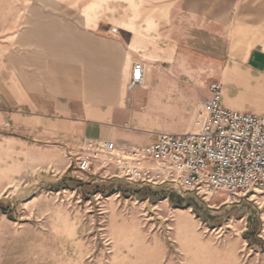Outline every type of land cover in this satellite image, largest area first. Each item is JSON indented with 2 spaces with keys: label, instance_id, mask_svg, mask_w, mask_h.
<instances>
[{
  "label": "rangeland",
  "instance_id": "374dc122",
  "mask_svg": "<svg viewBox=\"0 0 264 264\" xmlns=\"http://www.w3.org/2000/svg\"><path fill=\"white\" fill-rule=\"evenodd\" d=\"M182 3L0 0V57L39 52L42 25H54L55 15L65 30L66 25H85L90 14L107 9L112 14L127 10L138 23L135 15L142 11L156 23L174 20L175 25L193 23L191 10L211 14L218 9L224 49L244 54L264 45V26L256 24L263 18L250 11L264 8V0H213L186 11ZM146 19L151 18L144 16V24ZM174 71L183 93L192 92L198 101L175 98L172 106H159L162 111L137 114L140 133L153 141L159 133L197 129L206 117L210 84L231 88L227 70L209 58L202 63L183 57ZM0 264H264V193L195 195L170 186L95 178L74 168L61 148L0 141Z\"/></svg>",
  "mask_w": 264,
  "mask_h": 264
},
{
  "label": "crops",
  "instance_id": "0c3cea01",
  "mask_svg": "<svg viewBox=\"0 0 264 264\" xmlns=\"http://www.w3.org/2000/svg\"><path fill=\"white\" fill-rule=\"evenodd\" d=\"M162 1H181L186 11L213 0ZM119 11L95 12L85 19L87 24L66 25L65 30L55 15L54 25H42L39 52L0 57V141L64 152L86 139L128 146L151 143L153 138L139 131L137 114L162 111L159 106L170 107L175 98L198 101L192 92L184 94V85L175 79V63L183 57L202 63L209 58L222 72L227 70L231 88L222 89L225 107L264 115V45L244 54L230 46L224 49L218 9L211 14L191 10L193 23L178 25L174 20L156 23L142 11L136 12L138 23L127 10ZM250 11L263 18L255 23L264 26V8ZM144 16L151 18L147 24ZM134 62L146 67L144 84L128 89Z\"/></svg>",
  "mask_w": 264,
  "mask_h": 264
},
{
  "label": "built area",
  "instance_id": "2783aa9c",
  "mask_svg": "<svg viewBox=\"0 0 264 264\" xmlns=\"http://www.w3.org/2000/svg\"><path fill=\"white\" fill-rule=\"evenodd\" d=\"M145 73V65L134 62L127 88L142 86ZM209 90L206 117L197 129L159 133L153 142L138 146L86 139L68 152L73 167L95 178L170 186L179 193H264V115L225 107L220 82Z\"/></svg>",
  "mask_w": 264,
  "mask_h": 264
},
{
  "label": "trees",
  "instance_id": "16d2710c",
  "mask_svg": "<svg viewBox=\"0 0 264 264\" xmlns=\"http://www.w3.org/2000/svg\"><path fill=\"white\" fill-rule=\"evenodd\" d=\"M2 212L6 213V214L8 213L7 209H5V208L2 210ZM8 215H9V213H8Z\"/></svg>",
  "mask_w": 264,
  "mask_h": 264
}]
</instances>
